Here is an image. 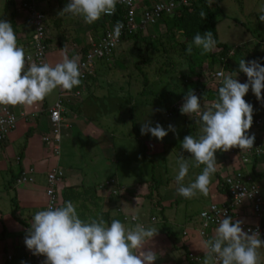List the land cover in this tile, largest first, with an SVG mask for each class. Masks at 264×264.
Returning <instances> with one entry per match:
<instances>
[{
  "label": "clouds",
  "instance_id": "obj_1",
  "mask_svg": "<svg viewBox=\"0 0 264 264\" xmlns=\"http://www.w3.org/2000/svg\"><path fill=\"white\" fill-rule=\"evenodd\" d=\"M132 0H69L59 12L78 16L86 24H93L104 15H113L118 3L131 4ZM213 0H208L211 7ZM259 21L264 23V6L259 10ZM205 19L207 13H199ZM124 25L117 22L115 36H119ZM193 45L201 50V55L214 51L217 41L212 31L196 33L192 44L186 49L191 55ZM79 57L69 56L66 46L62 48V60L55 65L33 60L18 44L16 32L11 22L0 20V106H31L42 102L54 90L60 88L71 91L81 83ZM239 69L235 76L218 72L221 86L217 97L207 100V93L201 97L194 90L184 96L180 108L182 115L195 117L199 127L198 135H187L181 141L184 151L191 154L189 161L182 155L177 160L178 171L175 182L178 195L191 199L197 193L207 197L210 192L211 178L217 172L216 152H228L233 148L242 151L253 149L255 134L248 135L253 125L254 107L245 100L249 89L258 101L264 102V64L259 59L238 61ZM244 73L247 82L241 83L237 76ZM14 116L7 121L0 120V126L12 124ZM141 134H151L163 140L169 131L177 133L174 125L168 129L158 122L153 127L150 121L141 125ZM259 149V148H257ZM203 169L193 182L185 185L190 167ZM239 197H237L238 199ZM138 200V198H137ZM204 215H207L206 213ZM222 218L214 230V235L204 239L200 251L203 264H262L260 249L264 239L258 230L245 231L243 221H233L224 210L217 213ZM132 221L139 216L133 214ZM154 226L135 223L128 227L120 219L110 223L102 215L82 219L77 206L65 201L60 206H49L34 213L24 243L35 256L46 257L44 264H155L158 254L149 247L158 234ZM23 264V262H22Z\"/></svg>",
  "mask_w": 264,
  "mask_h": 264
},
{
  "label": "rangeland",
  "instance_id": "obj_2",
  "mask_svg": "<svg viewBox=\"0 0 264 264\" xmlns=\"http://www.w3.org/2000/svg\"><path fill=\"white\" fill-rule=\"evenodd\" d=\"M14 1L9 9L19 5L20 0ZM54 2L67 5L69 0L36 1L37 9L45 16L46 33L50 38H55L57 34L56 24H53L52 18H57L61 11L57 10V4L53 5ZM3 4L4 0H0V11ZM217 4L219 6L217 37L220 42L232 47V52H229L230 61L239 68L238 61L242 58L246 61L263 58L264 23L259 21L258 10L264 6V0H217ZM59 19V27L63 25L66 28L64 23L67 22L64 20L67 19L69 26H72L73 22L83 24L84 30L79 31L92 30V24H86L81 17L65 14L63 17L59 16ZM154 28L150 32L161 37L167 49L165 54L151 64L143 66L142 73L133 65L137 47L128 44L125 53L121 55L120 51L124 47L119 44L113 52L116 57L110 55L108 58L94 61L95 78L90 79L92 82L88 88L82 87L80 100L76 105L65 109L61 130L62 133L64 130L69 131L70 135L61 137L60 164L65 167L75 166L81 170L86 184H101L116 174L122 183L142 182L156 186L158 193L167 197L168 194L163 193H169L171 192L169 190H176L178 187L174 179L178 171L177 160L182 155L185 159L192 160L191 154L181 147V141L189 128L183 123V117L186 119L191 117L182 115L181 112L166 116L161 101L168 107L181 108L184 96L190 89L192 90L195 80L206 82L210 77L212 79L211 72L216 71H209V61L196 55L193 57L194 66L191 68L187 59L181 58L176 49H171V45H174L172 40L169 43L164 42L165 25L160 23ZM100 31L99 29L98 32ZM53 43V39L50 40L47 48L49 49ZM165 60L169 61V65L164 62ZM199 71L200 77L192 74ZM185 78L188 79L187 82L183 81ZM237 78L240 79L239 75ZM56 98L57 89L44 100L46 104L52 105ZM261 118L263 127L264 116ZM145 121H150L153 127L158 122L165 130L172 124L176 127L178 136L169 131L161 141L152 137L150 133L142 135L140 129ZM64 124L67 128L63 127ZM92 127L105 131L104 138L108 143L103 147L91 132ZM256 130L257 127L253 126L251 132L255 133ZM192 135L197 136L198 130L193 131ZM17 146L11 144L7 148L11 160L17 152ZM221 155L233 158V150L216 152L217 167L219 165L217 158ZM203 167V165L200 168L190 167L184 181L185 185L193 182ZM0 175L3 179L9 176L5 172ZM212 180H215V175L212 176ZM180 197L172 202L171 206L164 207L165 216L171 220L168 224L173 233L181 230V224L186 218H188L186 221H193L198 217L199 211L208 204L210 194L205 197L197 193L191 199ZM177 252L183 253L184 249L178 248ZM261 259L264 264L263 254Z\"/></svg>",
  "mask_w": 264,
  "mask_h": 264
},
{
  "label": "crops",
  "instance_id": "obj_3",
  "mask_svg": "<svg viewBox=\"0 0 264 264\" xmlns=\"http://www.w3.org/2000/svg\"><path fill=\"white\" fill-rule=\"evenodd\" d=\"M14 2L15 1L12 0V2L7 3V1L4 0L3 8L0 11V20L11 22L17 35L18 44L27 48L31 39L32 27L29 23L27 13L23 11L19 5L13 6L12 9H9ZM54 4H57V10H62L66 6L61 4V2H54L53 5ZM7 9H9V11H6ZM10 12H12V16L10 15ZM52 19L53 24H56L55 27L57 28V34L55 38L47 37L49 41L53 39L54 43L49 49L47 48L45 56V62L52 65H55V63L62 60V48L64 46L67 47L69 56L75 55L80 58L82 53L89 48L90 40H94L102 34L100 31L95 33V35H92L94 31L89 28V31L87 32L86 30L85 32L79 31L80 29H83V24L73 22L72 26H69L67 19L64 20V22H67L64 23L67 27L65 28L63 25L59 27V16ZM152 28L155 29L154 27L146 28L147 33H151L150 31H152ZM65 29H69V31H66ZM49 41L47 42V47ZM132 43L133 41L128 39L122 41L120 44L124 49L120 51V54L122 55L125 53V48L128 44ZM111 55L116 57L114 56V53ZM93 74L89 75L85 80L81 81L79 86L74 88L80 90V93L82 92V87L88 88L89 84L92 82L90 79L95 78ZM79 100L80 96L79 98L64 101V112L62 113L63 119L66 112L65 109L76 105ZM51 106L52 105L46 104L45 100L27 107L9 106L16 114L17 122L15 128L5 137V139L0 141V173L5 172L9 175L4 179L1 178L0 175V264H17L19 256L22 253L29 251L24 245L23 233L25 231V226L21 221L24 219V221L30 225L34 213L39 210H44L46 204V175L48 170L54 166L60 168L64 172V177L58 185V191L60 194L63 187L68 185H80L84 187L94 186L96 193L100 197L101 210L106 211L109 214V223L112 219H120L128 227L134 226L135 223H142L146 227H156L159 232L149 244V247L158 254L155 264H187L185 254L188 251H192L203 258V252L199 250L201 243L204 239L210 238L214 235V230L217 226L208 227L206 231L207 237L202 238L197 232L199 227L198 217L193 221H186V219H188L186 218L183 220L179 232L173 233L171 229L169 230L171 233V240L161 228L162 223L169 226L168 223L171 221L169 220V217L168 219L165 216L164 207L171 206L172 202L181 198L177 193V189L169 190L171 191L169 193H163L166 195L168 194L167 197H164L158 193L156 186H152L153 195L151 198L146 196L149 191L148 184L142 182H140L141 184L134 182L122 183L117 175L113 174V176L109 178L115 179L119 192L118 194H110L108 188L99 187L102 183L86 184L85 179L82 178V171L75 168V166H61L59 155L58 157L53 156L48 145L41 140V137L49 128L47 109ZM262 125V118L260 117V124H255V127H257L256 132L252 133L250 130L248 135L255 134V141L264 143V126L262 127ZM63 127L67 128V125L64 124ZM83 131H85V129ZM91 132L94 133L95 139L98 140L100 146L103 147L105 143H108L107 139L104 138L105 131L102 129L92 127ZM26 134L27 137H25ZM61 134L62 137L69 136L70 132L64 130L62 133L61 130ZM18 142L20 143L18 144ZM11 144L14 146H17L18 144L17 152L12 156V160L8 155L7 149ZM232 150H237V148H233ZM217 159L219 160V165L217 167V172L215 173V180H212L210 185L208 204L212 202L223 203L227 198L217 187L216 175H218L223 181L225 175L240 169L243 172L250 173L252 178L258 184L260 195L263 200V212L260 215H256L252 211L250 204L247 201H244L240 206L236 207L231 218L233 221H243V225L257 223L264 224V154L254 156L246 163H242L239 160L238 155L234 152L233 158L228 156L223 157L221 155ZM28 168L33 169V180L24 183L18 182L17 179L19 175ZM13 206L16 207V216L12 214ZM133 214L139 216L138 221H131L129 219ZM124 216H126L127 219H124ZM178 248H183L184 252H177ZM259 251L261 255L263 254L264 256V248H261ZM7 254L13 255V260L11 262L6 261Z\"/></svg>",
  "mask_w": 264,
  "mask_h": 264
},
{
  "label": "built area",
  "instance_id": "obj_4",
  "mask_svg": "<svg viewBox=\"0 0 264 264\" xmlns=\"http://www.w3.org/2000/svg\"><path fill=\"white\" fill-rule=\"evenodd\" d=\"M192 0H132L131 4L118 3L125 8V12L120 23L124 25L121 29L120 35L117 37L114 34L116 24L108 23L107 29L99 35L96 39L90 40L89 48L82 53L79 58V65L81 71L80 80H85L89 75L93 74L94 61L108 58L115 48L122 42V40L133 35L139 30H144L148 27H157L159 21L163 16L174 13V10L180 6L188 5ZM19 7L27 13L29 23L32 27V34L30 42L25 49L26 54L30 53L33 60L37 63L45 62L47 51V33L44 27V14L37 9L35 0H20ZM112 16V15H110ZM105 15V17H110ZM217 70L212 74L215 81H220L221 78L217 76ZM57 98L51 107L47 109L48 131L41 137L43 143L47 144L53 156L58 157L60 152V140L62 137L61 126L64 112V101L73 98H79L80 90L73 88L71 91L57 89ZM198 92L195 91V94ZM170 112H166V116H170ZM9 116H14L15 121L12 124L5 123L0 126V141L15 128L17 117L14 111L8 106L6 109L0 106V120L7 121ZM256 125L260 124V118L255 121ZM259 148V149H257ZM239 157L242 163L249 162L253 156L264 154V143L255 142L253 149L249 151H242L237 148L233 150ZM33 169L28 168L23 171L19 177L18 182H31L33 180ZM64 177V172L54 166L48 170L46 175V204L45 208L49 206H56L59 201L58 185ZM223 183L226 187L227 201L223 203H209L205 208L198 213L199 227L198 235L202 238L207 237V228L211 226H218V221L222 218L217 213H223L225 210L227 215L231 217L236 207L240 206L244 201H247L252 211L256 215L263 212V200L260 195L259 186L252 178L250 173L236 170L232 174H227L223 178ZM100 188H108L110 194H118V185L113 178L106 179ZM237 197H239L237 199ZM207 215H204V214ZM124 219H127L124 216ZM131 220V216L129 217ZM132 221V220H131ZM245 231L249 229L258 230L261 238L264 239V224L257 223L252 225H242ZM46 257L35 256L31 251L22 253L19 256L17 264H44ZM13 255L7 254L6 261L11 262ZM187 264H203V258L188 251L185 255Z\"/></svg>",
  "mask_w": 264,
  "mask_h": 264
},
{
  "label": "trees",
  "instance_id": "obj_5",
  "mask_svg": "<svg viewBox=\"0 0 264 264\" xmlns=\"http://www.w3.org/2000/svg\"><path fill=\"white\" fill-rule=\"evenodd\" d=\"M7 3L12 2V0H6ZM203 10L207 13L205 19H201L199 13ZM125 12V8L121 5H117L115 13L110 17L102 16L101 19L92 25L93 34L101 30L103 33L107 29V24L110 22L112 24H116L117 22L121 21L123 14ZM219 12V6L217 4V0H213L212 6H208V0H192L190 4L183 5L174 10L172 16L165 15L161 19L162 24L165 25L166 31L163 35L165 37L164 42L173 41L174 45H171V49L177 50L179 56L183 59H187V63L192 68L194 66L193 57L194 55L199 56L201 58H206L209 61V71H217L216 68H220L225 73H234L238 72V67H236L231 61L229 52H232V47L229 45L220 42L217 37L216 32V23H217V13ZM12 16V12H10ZM45 20H44V27H45ZM46 29V27H45ZM212 31L213 35L217 41L216 48L211 53L201 55V50L196 48L193 45V52L191 55L186 54L187 47L192 44L193 37L196 33L203 34L206 31ZM162 37V38H163ZM125 39L132 40L133 46L137 47V52L135 54V59L133 61L134 68L143 73L142 67L151 64V62L156 61L159 56H162L167 52L166 47H164V43L160 36L152 35L151 33H147L146 29L139 30L135 32L131 36L125 37ZM49 40L47 39L46 42ZM86 51V50H85ZM234 53V51H233ZM259 59L261 64H264V58H255L253 60ZM164 60V59H163ZM167 65H169V61H164ZM216 64V66H215ZM214 65V66H213ZM218 66V67H217ZM215 67V68H214ZM214 72H211L213 74ZM192 74L197 75V77L201 76L200 71L197 73L192 72ZM236 74V73H235ZM241 83L247 82V76L244 73H238ZM212 76V75H211ZM211 78V77H210ZM208 79L206 82L198 81L197 79L194 82L192 90L197 91V96L201 97V101L203 102V94L207 93V100L211 103L218 95V88L221 86V80L215 81L213 78ZM187 82L188 79L185 78L183 80ZM245 100L251 103L254 107L253 113V126H255V121L257 118L264 116V102L258 101L256 96L253 94L251 89L244 97ZM161 104L164 108L165 115L166 112H170L171 115H177L180 112V107H168V105L161 101ZM170 115V116H171ZM195 117L186 119L183 117V123L188 125L189 128L187 130V135L193 133V131H199V125L195 123ZM251 127V129H252ZM250 129V130H251ZM249 130V132H250ZM248 132V134H249ZM27 137V134L25 135ZM257 142V141H255ZM254 142V143H255ZM254 157V156H253ZM240 170V169H238ZM233 173V172H232ZM230 173V174H232ZM215 175V174H214ZM217 178V187L219 188L220 192L225 194L227 197L226 187L216 175ZM153 182V181H152ZM153 195V188L149 186V191L146 196L152 198ZM72 201L77 206L78 214L82 219L87 220L88 218H96L97 216L102 215L106 221L109 222V214L106 211H102L100 208V197L96 193V189L94 186H80V185H68L64 186L61 194L59 193V201L56 206L62 205L65 201ZM227 201V198H226ZM16 213V207L13 206L12 214L14 216ZM22 224L25 226V231L23 233V237L25 240V236L27 235L28 229L30 225L27 224L26 221H21ZM161 228L165 231V234L171 240V233L170 228L165 223H162ZM25 245V243H24ZM26 247V245H25ZM186 255V254H185Z\"/></svg>",
  "mask_w": 264,
  "mask_h": 264
},
{
  "label": "water",
  "instance_id": "obj_6",
  "mask_svg": "<svg viewBox=\"0 0 264 264\" xmlns=\"http://www.w3.org/2000/svg\"><path fill=\"white\" fill-rule=\"evenodd\" d=\"M169 15H170V16H172V15H173V13H170Z\"/></svg>",
  "mask_w": 264,
  "mask_h": 264
}]
</instances>
